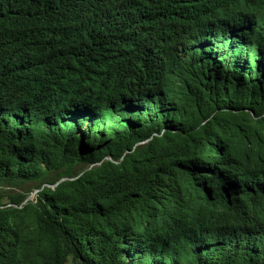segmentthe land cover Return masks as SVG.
Instances as JSON below:
<instances>
[{
	"label": "trees",
	"instance_id": "1",
	"mask_svg": "<svg viewBox=\"0 0 264 264\" xmlns=\"http://www.w3.org/2000/svg\"><path fill=\"white\" fill-rule=\"evenodd\" d=\"M263 27L264 0H0V264H264Z\"/></svg>",
	"mask_w": 264,
	"mask_h": 264
},
{
	"label": "clouds",
	"instance_id": "2",
	"mask_svg": "<svg viewBox=\"0 0 264 264\" xmlns=\"http://www.w3.org/2000/svg\"><path fill=\"white\" fill-rule=\"evenodd\" d=\"M215 9L213 8L211 11H214ZM156 24V21L152 20L151 18H149L146 15L143 14H139V15H135L134 16V20L132 22V30H131V34H132V38L133 37H140V36H144V37H149L153 34V28L154 25ZM263 31H264V27H263ZM239 34H236L235 32H229L226 33L225 39L223 41V44L228 46V47H233V46H241L242 48H244V52H247L244 56V60H254L256 61L260 67L262 65L261 63V56L260 53L257 52L256 50H254L253 46H247V45H241L239 43L238 40ZM234 42V43H232ZM172 54L173 55H177L179 57L182 58H186V51H184L182 49L181 46L177 45L172 47ZM195 50V49H194ZM194 57V61L196 63V65L200 68L203 69V71L208 68V65H206V61L201 58L200 56L193 54ZM248 62V61H246ZM235 83V82H234Z\"/></svg>",
	"mask_w": 264,
	"mask_h": 264
},
{
	"label": "water",
	"instance_id": "3",
	"mask_svg": "<svg viewBox=\"0 0 264 264\" xmlns=\"http://www.w3.org/2000/svg\"><path fill=\"white\" fill-rule=\"evenodd\" d=\"M37 191H35L33 194H31L27 199H26V201L24 202V203H26L29 199H31L33 196H34V194L36 193Z\"/></svg>",
	"mask_w": 264,
	"mask_h": 264
},
{
	"label": "rangeland",
	"instance_id": "4",
	"mask_svg": "<svg viewBox=\"0 0 264 264\" xmlns=\"http://www.w3.org/2000/svg\"><path fill=\"white\" fill-rule=\"evenodd\" d=\"M32 199V198H31Z\"/></svg>",
	"mask_w": 264,
	"mask_h": 264
}]
</instances>
